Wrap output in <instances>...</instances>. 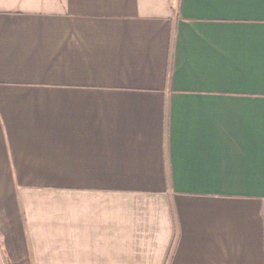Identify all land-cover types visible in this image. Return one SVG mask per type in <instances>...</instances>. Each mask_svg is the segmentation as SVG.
<instances>
[{"label": "crops", "instance_id": "1", "mask_svg": "<svg viewBox=\"0 0 264 264\" xmlns=\"http://www.w3.org/2000/svg\"><path fill=\"white\" fill-rule=\"evenodd\" d=\"M0 264H264V0H0Z\"/></svg>", "mask_w": 264, "mask_h": 264}]
</instances>
